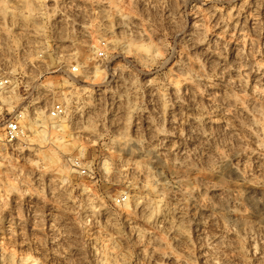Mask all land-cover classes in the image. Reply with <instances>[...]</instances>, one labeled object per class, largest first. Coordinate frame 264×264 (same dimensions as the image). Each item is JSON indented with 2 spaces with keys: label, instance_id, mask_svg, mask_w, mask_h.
<instances>
[{
  "label": "rangeland",
  "instance_id": "374dc122",
  "mask_svg": "<svg viewBox=\"0 0 264 264\" xmlns=\"http://www.w3.org/2000/svg\"><path fill=\"white\" fill-rule=\"evenodd\" d=\"M0 78V264H264V0H0Z\"/></svg>",
  "mask_w": 264,
  "mask_h": 264
},
{
  "label": "built area",
  "instance_id": "2783aa9c",
  "mask_svg": "<svg viewBox=\"0 0 264 264\" xmlns=\"http://www.w3.org/2000/svg\"><path fill=\"white\" fill-rule=\"evenodd\" d=\"M98 58L104 59L105 56L103 53L98 54ZM78 69L76 67L70 69L72 75L78 74ZM22 88V92H26V86L19 87L17 89V94ZM12 86V81L9 79L0 78V145L12 144L17 142L20 137L23 135V125L27 113L29 111V105H27V98L22 97L21 103L18 106L12 107L10 110L3 104V98H6L10 95V91L14 90ZM68 109L62 103H53L50 108L46 111V118L51 123H59L62 119L68 116ZM71 167L76 171L81 177H87L88 171L82 166V163L79 159L71 160ZM123 202V198H118L116 203L119 204Z\"/></svg>",
  "mask_w": 264,
  "mask_h": 264
},
{
  "label": "bare ground",
  "instance_id": "6f19581e",
  "mask_svg": "<svg viewBox=\"0 0 264 264\" xmlns=\"http://www.w3.org/2000/svg\"><path fill=\"white\" fill-rule=\"evenodd\" d=\"M69 79H70L71 81H74L73 78H71V77H69ZM28 124H29V123H28ZM29 126L31 127V124H29Z\"/></svg>",
  "mask_w": 264,
  "mask_h": 264
}]
</instances>
